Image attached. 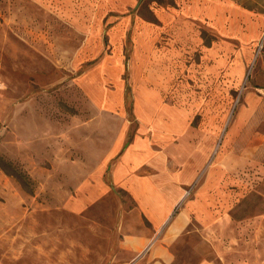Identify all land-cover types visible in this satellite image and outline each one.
<instances>
[{"label": "rangeland", "instance_id": "obj_1", "mask_svg": "<svg viewBox=\"0 0 264 264\" xmlns=\"http://www.w3.org/2000/svg\"><path fill=\"white\" fill-rule=\"evenodd\" d=\"M184 8L0 0V264H134L123 238L159 234L114 177L137 155L201 206L175 264H264V22Z\"/></svg>", "mask_w": 264, "mask_h": 264}, {"label": "crops", "instance_id": "obj_2", "mask_svg": "<svg viewBox=\"0 0 264 264\" xmlns=\"http://www.w3.org/2000/svg\"><path fill=\"white\" fill-rule=\"evenodd\" d=\"M184 4L183 13L196 19L208 21L216 31L225 36L234 34L235 22L242 19L247 24L242 34L250 37L260 36V22H264V0H181ZM234 23V24H233ZM245 30L247 32H245ZM152 109H155L152 104ZM156 111V110H155ZM142 151L143 148L139 147ZM148 151V148H146ZM132 151V150H131ZM133 151L139 153L138 148ZM143 154V153H142ZM128 155V154H126ZM133 165L128 158H123L114 168V177L118 183L130 191L141 212L158 229L159 234H139L125 236L121 248L133 254L134 264H175L178 253L175 242L188 228L201 211L195 199L183 201L185 191L172 171L165 172L156 165L159 172L138 175L133 173L139 164V156L134 157ZM158 161V160H157ZM144 164V163H143ZM183 204L179 206V203ZM177 210L174 213V210ZM199 264H219L213 259H204Z\"/></svg>", "mask_w": 264, "mask_h": 264}, {"label": "trees", "instance_id": "obj_3", "mask_svg": "<svg viewBox=\"0 0 264 264\" xmlns=\"http://www.w3.org/2000/svg\"><path fill=\"white\" fill-rule=\"evenodd\" d=\"M0 164L2 167L7 168V162H5L4 158L0 155ZM9 165V164H8ZM23 172H21L22 174Z\"/></svg>", "mask_w": 264, "mask_h": 264}]
</instances>
